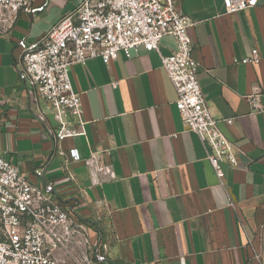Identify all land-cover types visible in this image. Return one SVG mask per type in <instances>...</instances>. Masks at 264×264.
Here are the masks:
<instances>
[{
	"label": "crops",
	"instance_id": "obj_1",
	"mask_svg": "<svg viewBox=\"0 0 264 264\" xmlns=\"http://www.w3.org/2000/svg\"><path fill=\"white\" fill-rule=\"evenodd\" d=\"M79 2L35 0L33 9L42 10L21 12L0 35V157L31 183L53 185L52 198L87 230L89 244L71 257L57 252L58 264H82L83 257L98 264L95 252L105 256L99 264H264V113H252L246 99L259 87L264 105V0L233 15L223 0H178L194 23L208 110L237 148L238 166L221 164L224 185L176 107L162 62L176 50L172 36L159 52L141 47L110 65H74L86 136L57 143L48 104L34 101L19 80V43L41 39ZM254 50L259 63L242 64ZM60 149H78L81 160Z\"/></svg>",
	"mask_w": 264,
	"mask_h": 264
},
{
	"label": "built area",
	"instance_id": "obj_2",
	"mask_svg": "<svg viewBox=\"0 0 264 264\" xmlns=\"http://www.w3.org/2000/svg\"><path fill=\"white\" fill-rule=\"evenodd\" d=\"M34 1L0 0V35H8L21 12L42 10L33 9ZM258 3L259 0H223L227 15L255 8ZM193 26L178 0H80L76 10L65 14L41 39L20 41L19 80L34 101L48 104L57 143L79 139L86 136V122L70 69L94 59L110 65L120 52L131 59L132 52L141 47L159 52L162 39L172 36L176 50L162 57V62L177 93L176 107L185 129L199 137L207 160L224 185L221 164L236 168L237 148L221 131L222 120L214 119L208 110L198 80L199 71L205 68L193 55ZM259 60L254 50L241 63L258 64ZM246 99L252 113H264L259 87ZM69 116H75L77 121H69ZM223 121L232 123L233 119ZM58 153L73 161L81 160L78 149H60ZM92 159L98 173H103L106 166L99 157L92 155ZM36 175L41 177L42 172ZM53 193V185L39 187L31 183L16 165L0 157V264H58L57 252L71 257L89 244L83 224L52 198ZM94 255L96 263L106 262L104 255ZM82 264L95 263L83 257Z\"/></svg>",
	"mask_w": 264,
	"mask_h": 264
}]
</instances>
